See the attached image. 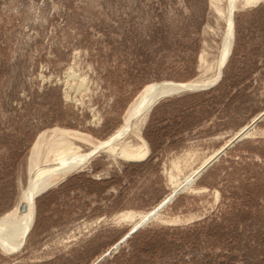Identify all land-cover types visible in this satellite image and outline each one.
I'll use <instances>...</instances> for the list:
<instances>
[{
    "label": "rangeland",
    "instance_id": "1",
    "mask_svg": "<svg viewBox=\"0 0 264 264\" xmlns=\"http://www.w3.org/2000/svg\"><path fill=\"white\" fill-rule=\"evenodd\" d=\"M229 4L0 0V216L40 135L68 131L82 158L21 213L23 244L0 264H93L264 111V0H238L219 81L157 101L124 140L140 154L106 145L151 85L216 75ZM100 264H264V118Z\"/></svg>",
    "mask_w": 264,
    "mask_h": 264
},
{
    "label": "bare ground",
    "instance_id": "2",
    "mask_svg": "<svg viewBox=\"0 0 264 264\" xmlns=\"http://www.w3.org/2000/svg\"><path fill=\"white\" fill-rule=\"evenodd\" d=\"M237 1L238 0H228L230 6L228 7L227 12V35L226 33H224L221 40V47L219 51L220 53L216 63V75L211 77L212 79L207 81L193 80L187 83H164L160 85H151L149 88H147L130 105L121 126L113 135L109 137L106 142V145L111 144L114 141L119 142V147L118 149H116L115 153L132 156L135 154H140L142 152L141 145L134 146L130 144L129 141L125 142L124 140H130L133 138L140 139L141 127L144 124L150 109L156 104L157 101L167 95H176L183 92H195L205 89L210 85L211 82L215 83L217 80H219L221 68L223 67L225 61L229 56V50L232 40V30L230 22L231 14L229 9H232L234 11L237 8ZM241 1L243 2V6H247L248 4L250 6V4H253L256 0ZM241 132L244 133L245 137L250 132V129L245 130L244 128L238 134H241ZM69 134L70 133L68 131L55 130L53 131L52 139H50L48 143H46L45 134L40 135L34 143L28 159L29 179L26 193H24L20 197L18 203L11 211L0 216V249H4L5 251L8 250L10 247L15 245L14 243L18 240L17 238H19V244L16 245L15 248L17 249L23 244V240L25 238L27 230H24L20 221V215L22 213L19 211L20 206H25L26 213H28L32 219L30 213H32L35 198L44 190L61 180L66 174H68V172L72 170L74 166H76V163H80V161L82 160L81 158V160H79L78 162L77 159L81 156V154H79V148L73 146L70 143L68 139ZM211 158L212 156L207 157L199 167H197L184 178L182 183L178 182V184H175L168 198L162 204H160L162 205L161 208L164 207V204L171 200L174 194L185 191L190 186L191 182L198 176L200 169L204 165H206ZM81 165L82 164L80 163L79 166ZM154 210L155 209H153V212L152 210H150L144 213H139L135 216L136 218L134 220V216H131V214H127V218H130V220L134 221L131 228L145 222L146 220L147 223L157 220L158 212L160 210Z\"/></svg>",
    "mask_w": 264,
    "mask_h": 264
},
{
    "label": "water",
    "instance_id": "3",
    "mask_svg": "<svg viewBox=\"0 0 264 264\" xmlns=\"http://www.w3.org/2000/svg\"><path fill=\"white\" fill-rule=\"evenodd\" d=\"M221 77V76H220ZM220 79V78H219ZM219 81V80H217ZM211 87V86H210ZM209 88V87H208ZM208 88L202 89V90H198L195 92H199V91H204L207 90ZM184 93V92H183ZM168 96V95H167ZM165 96V97H167ZM157 103V102H156ZM151 110V109H150ZM264 118V111H262V113H260L258 116H256L254 119L251 120V122L245 126V130L247 129H251L252 127H254L257 123H259L262 119ZM244 138V133L241 132V134H237L227 145H225L216 155L215 157H213L206 165H204L200 171L199 174L196 178H198L202 173H204L220 156H222L231 146H233L235 143L241 141ZM179 192L177 194H174V196L178 195ZM172 197V198H173ZM171 198V199H172ZM166 205V204H164ZM163 205V206H164ZM162 205L157 206L155 208V210H160ZM25 210V206L21 205L19 208L20 212H24ZM154 210V211H155ZM153 212V211H152ZM149 220V219H148ZM147 223V220L143 223L138 224L137 226L133 227L132 229H130L117 243H115L110 249H108L100 258H98L93 264H100L105 258H107L110 254H112L113 252L117 251L120 246L126 242L135 232H137L139 229H141L142 227H144Z\"/></svg>",
    "mask_w": 264,
    "mask_h": 264
},
{
    "label": "trees",
    "instance_id": "4",
    "mask_svg": "<svg viewBox=\"0 0 264 264\" xmlns=\"http://www.w3.org/2000/svg\"><path fill=\"white\" fill-rule=\"evenodd\" d=\"M214 90H215V88H213V89H211V90H209V91H206V92H204V93H196V94H194V96H196V95H200V94H207V93L212 92V91H214ZM178 98H180V97H177L176 99H178ZM129 241H131V240H129Z\"/></svg>",
    "mask_w": 264,
    "mask_h": 264
},
{
    "label": "crops",
    "instance_id": "5",
    "mask_svg": "<svg viewBox=\"0 0 264 264\" xmlns=\"http://www.w3.org/2000/svg\"><path fill=\"white\" fill-rule=\"evenodd\" d=\"M139 231H140V229H139L137 232H135L133 235L135 236L136 234H138V233H139ZM133 235H132V236H133ZM132 236H131V237H132Z\"/></svg>",
    "mask_w": 264,
    "mask_h": 264
}]
</instances>
